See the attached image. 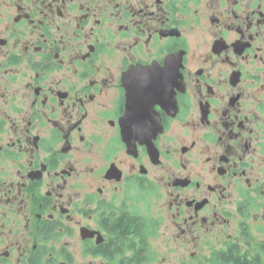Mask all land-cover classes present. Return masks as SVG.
<instances>
[{
    "label": "flooded vegetation",
    "instance_id": "obj_1",
    "mask_svg": "<svg viewBox=\"0 0 264 264\" xmlns=\"http://www.w3.org/2000/svg\"><path fill=\"white\" fill-rule=\"evenodd\" d=\"M159 246L264 264V0H0V264Z\"/></svg>",
    "mask_w": 264,
    "mask_h": 264
},
{
    "label": "trees",
    "instance_id": "obj_2",
    "mask_svg": "<svg viewBox=\"0 0 264 264\" xmlns=\"http://www.w3.org/2000/svg\"><path fill=\"white\" fill-rule=\"evenodd\" d=\"M222 259L225 264H255L254 258H247V256L240 254L238 250L227 252Z\"/></svg>",
    "mask_w": 264,
    "mask_h": 264
},
{
    "label": "rangeland",
    "instance_id": "obj_3",
    "mask_svg": "<svg viewBox=\"0 0 264 264\" xmlns=\"http://www.w3.org/2000/svg\"><path fill=\"white\" fill-rule=\"evenodd\" d=\"M156 253L158 255V259H160V260H162L163 257L166 256L167 254H169V256L167 258V261H168L167 263H169V264H174V261L177 260L176 251L166 253V250L163 248V246H159Z\"/></svg>",
    "mask_w": 264,
    "mask_h": 264
}]
</instances>
